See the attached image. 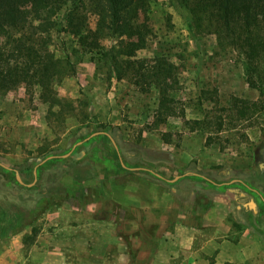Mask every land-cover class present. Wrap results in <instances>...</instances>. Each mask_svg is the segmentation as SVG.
I'll list each match as a JSON object with an SVG mask.
<instances>
[{"label": "crops", "instance_id": "obj_1", "mask_svg": "<svg viewBox=\"0 0 264 264\" xmlns=\"http://www.w3.org/2000/svg\"><path fill=\"white\" fill-rule=\"evenodd\" d=\"M103 134L79 142L61 161L31 159L24 170L1 165L23 183L0 172V201L4 195L31 208L48 189L63 199L57 211L38 217L49 229L28 225L18 231L5 219L0 264H264L261 188L226 174L205 177L186 170L181 176L171 172V179L158 176L150 156ZM114 152L133 174L119 169ZM129 175L147 177L149 192L119 181ZM160 183L166 186L163 196L155 192ZM97 251L101 260H94Z\"/></svg>", "mask_w": 264, "mask_h": 264}, {"label": "rangeland", "instance_id": "obj_2", "mask_svg": "<svg viewBox=\"0 0 264 264\" xmlns=\"http://www.w3.org/2000/svg\"><path fill=\"white\" fill-rule=\"evenodd\" d=\"M188 17L187 11L173 0H154L149 13L139 17L140 27L129 40L138 58L164 56L178 66L179 85L174 94L178 116L166 122L156 121L158 96L154 89L142 94L127 81L109 84L97 76L96 64L75 49L73 39L59 36L53 48L59 56L64 48L68 49L75 73L57 83L55 89L60 98L76 104L88 102L86 109L78 111H86L90 123L83 128L81 136L77 133L79 125L75 118L68 119L66 128L61 129L58 122H49V106L41 102L38 88L30 84L14 87L7 94H0V164L18 168L31 159L45 161L53 156H64L101 124L121 145L130 146L132 151L156 161L158 176L171 179V172L181 176L187 170L205 177L226 174L232 180L249 182L253 176L259 178L264 171V167H260L264 165L261 156L264 114L250 121L237 120L232 123V126L236 124L232 130L228 120L223 131L217 133V122L227 118L225 109L233 98L255 101L259 94L247 85L239 55L232 50H220L214 36L193 37ZM96 21L97 18L90 15L92 29L96 28ZM204 117L213 122L212 132H215L208 146L207 136L191 132L188 124L189 120ZM164 135L171 143L163 140ZM45 148L43 155L41 150ZM145 178L129 175L119 181L139 185L142 194H147L150 188ZM261 183L264 189V182ZM165 190L166 186L160 183L155 192L163 196ZM60 201L61 197L57 196L48 204L46 214L57 211ZM31 225L35 229H49L45 221L38 219ZM97 252L94 260H101V252ZM16 255L21 259L23 252Z\"/></svg>", "mask_w": 264, "mask_h": 264}, {"label": "trees", "instance_id": "obj_3", "mask_svg": "<svg viewBox=\"0 0 264 264\" xmlns=\"http://www.w3.org/2000/svg\"><path fill=\"white\" fill-rule=\"evenodd\" d=\"M173 1L180 9L187 11L188 28L193 37L214 36L220 50H232L239 55L247 85L259 94L255 101L233 98L230 106L225 109L227 118L217 122V133L223 131L224 123L228 120L232 130L236 128V124L232 126V123L237 120L250 121L263 115L264 0ZM153 2L154 0H0V94H7L12 88L24 84L33 85L39 89L41 102L49 106V122L56 121L61 129H65L67 120L75 118L79 125L77 133L81 136L83 128L90 123V117L86 111L78 110L86 109L88 102L76 104L73 100L60 98L55 89L57 83L75 73L72 54L68 49L64 48L59 56L53 48L56 37L67 36L73 39L75 49L96 64L97 76H101L109 84L113 81H127L142 94H149L154 89L158 96L156 121L166 122L170 117L178 116L174 97L179 85L178 66L164 56L138 58L129 42L134 31L140 27L139 17L149 13ZM90 15L97 18L95 29L90 26ZM188 124L191 132L207 136L206 146L212 143L215 132H212L213 122L207 117L189 120ZM95 133H104L103 138L109 140L105 135L109 130L100 124L96 130L81 138V141ZM163 140L171 143L167 136ZM262 148L264 151V141ZM45 151L46 148L41 153L44 155ZM113 155L124 174H133L122 167L117 152ZM52 160L61 161L56 156ZM27 163L28 161L18 167L19 170L26 169ZM250 166L249 164L248 167ZM0 172L8 174L12 183L19 184L14 170L8 171L0 164ZM184 173L185 170L182 174ZM258 177L253 178V186L261 188L264 194L261 187L264 171ZM158 180L165 181L163 178ZM57 196L63 199L62 193L48 189L33 207L27 208L21 203H11L3 195L0 201V227L6 226L5 219L8 218V228L12 225L13 229L20 231L36 221L39 215L46 213L48 204ZM235 227L242 230L238 224Z\"/></svg>", "mask_w": 264, "mask_h": 264}, {"label": "water", "instance_id": "obj_4", "mask_svg": "<svg viewBox=\"0 0 264 264\" xmlns=\"http://www.w3.org/2000/svg\"><path fill=\"white\" fill-rule=\"evenodd\" d=\"M263 167H264V165L261 164V168H263ZM17 180H18L20 183H23V182L21 181V178L19 177V175H17Z\"/></svg>", "mask_w": 264, "mask_h": 264}, {"label": "flooded vegetation", "instance_id": "obj_5", "mask_svg": "<svg viewBox=\"0 0 264 264\" xmlns=\"http://www.w3.org/2000/svg\"><path fill=\"white\" fill-rule=\"evenodd\" d=\"M263 160H264V157H263ZM260 167H261V164H260Z\"/></svg>", "mask_w": 264, "mask_h": 264}]
</instances>
